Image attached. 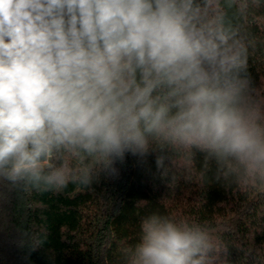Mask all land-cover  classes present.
I'll use <instances>...</instances> for the list:
<instances>
[{
  "label": "clouds",
  "instance_id": "clouds-1",
  "mask_svg": "<svg viewBox=\"0 0 264 264\" xmlns=\"http://www.w3.org/2000/svg\"><path fill=\"white\" fill-rule=\"evenodd\" d=\"M209 0H0V178L43 190L116 176L130 155L199 148L264 180V122ZM119 264H206V234L141 218Z\"/></svg>",
  "mask_w": 264,
  "mask_h": 264
},
{
  "label": "trees",
  "instance_id": "trees-1",
  "mask_svg": "<svg viewBox=\"0 0 264 264\" xmlns=\"http://www.w3.org/2000/svg\"><path fill=\"white\" fill-rule=\"evenodd\" d=\"M242 51L239 78L264 122V0H209ZM167 175L128 156L116 176L60 191L0 178V264H119L142 217L168 213L206 234V264H264V180L196 147L165 146Z\"/></svg>",
  "mask_w": 264,
  "mask_h": 264
}]
</instances>
